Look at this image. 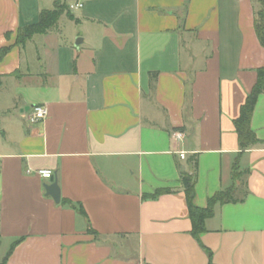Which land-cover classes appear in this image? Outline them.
<instances>
[{
    "label": "crops",
    "instance_id": "0c3cea01",
    "mask_svg": "<svg viewBox=\"0 0 264 264\" xmlns=\"http://www.w3.org/2000/svg\"><path fill=\"white\" fill-rule=\"evenodd\" d=\"M57 5L74 20L64 13L18 44ZM259 10L257 0H0V264H210L203 247L214 264H264V93L251 123L259 143L242 152L235 128L264 68ZM64 20L80 30L65 36ZM34 106L48 109L44 122H29ZM236 161L243 201L217 205L197 241L181 172H196L206 208L232 186ZM54 180L60 203L45 191Z\"/></svg>",
    "mask_w": 264,
    "mask_h": 264
},
{
    "label": "trees",
    "instance_id": "16d2710c",
    "mask_svg": "<svg viewBox=\"0 0 264 264\" xmlns=\"http://www.w3.org/2000/svg\"><path fill=\"white\" fill-rule=\"evenodd\" d=\"M260 5V10L256 13L254 19V29L256 36L260 45L264 48V0H257ZM67 13L71 20H74L73 15L69 12L68 7L61 5L60 8L54 9L52 11H44L40 16V20L37 24L26 27L19 33L18 44H24L28 39L36 34H46L50 30L57 27L61 16ZM6 49L2 50L0 54V60L5 56ZM264 93V68L258 71V80L253 88L252 92L248 95L246 102L241 107L240 116L235 120V128L238 135V140L240 144L241 151H246L247 149L255 146L259 143L256 134L252 130L251 123L253 114L258 102L260 95ZM242 171L239 165V161H236L232 169V186L225 190L216 193L212 198L209 199L206 208H199L195 204L196 195V172L190 174L185 171L181 172L180 178L181 183L185 192L189 216L192 223L191 233L193 237L200 241V236L207 231L206 221L213 218L215 214V207L217 205H225L230 203H237L243 201V199H238L237 194V182L241 180ZM167 191L161 190L157 191L154 195L149 196L150 198H157L160 195L165 194ZM78 209L80 213L85 215L82 207L79 205ZM210 258V264L212 262V253L203 247Z\"/></svg>",
    "mask_w": 264,
    "mask_h": 264
},
{
    "label": "built area",
    "instance_id": "2783aa9c",
    "mask_svg": "<svg viewBox=\"0 0 264 264\" xmlns=\"http://www.w3.org/2000/svg\"><path fill=\"white\" fill-rule=\"evenodd\" d=\"M82 5H76V8H81ZM71 10L75 9V6L70 7ZM48 109L45 106H34L28 116V120L31 124H39L44 122L47 117H48ZM177 139H180L182 137V134L178 133L175 135ZM181 158L184 160L185 159V154L180 155ZM38 174L43 178V179H53L54 175L51 171H39Z\"/></svg>",
    "mask_w": 264,
    "mask_h": 264
},
{
    "label": "water",
    "instance_id": "95a60500",
    "mask_svg": "<svg viewBox=\"0 0 264 264\" xmlns=\"http://www.w3.org/2000/svg\"><path fill=\"white\" fill-rule=\"evenodd\" d=\"M82 43V39H79L76 43V46H79ZM45 191L47 196L52 197L56 203L61 202V191L58 185L57 180H54L51 184L45 186Z\"/></svg>",
    "mask_w": 264,
    "mask_h": 264
},
{
    "label": "rangeland",
    "instance_id": "374dc122",
    "mask_svg": "<svg viewBox=\"0 0 264 264\" xmlns=\"http://www.w3.org/2000/svg\"><path fill=\"white\" fill-rule=\"evenodd\" d=\"M61 7V5H57L56 6V9H58V8H60ZM65 22L62 24V30H63V32H64V34H65V36H69V35H72V34H75V32H78L80 29H79V27H77V26H75L74 24H71L70 22H69V20H64ZM80 39H82V38H80ZM243 173H242V177H241V179L243 178ZM238 183L239 182H237V185H238Z\"/></svg>",
    "mask_w": 264,
    "mask_h": 264
}]
</instances>
